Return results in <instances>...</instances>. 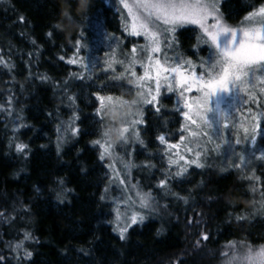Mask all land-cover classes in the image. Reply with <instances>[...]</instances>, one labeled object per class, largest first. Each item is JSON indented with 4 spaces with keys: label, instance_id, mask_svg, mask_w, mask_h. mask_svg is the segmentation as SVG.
Returning a JSON list of instances; mask_svg holds the SVG:
<instances>
[{
    "label": "trees",
    "instance_id": "16d2710c",
    "mask_svg": "<svg viewBox=\"0 0 264 264\" xmlns=\"http://www.w3.org/2000/svg\"><path fill=\"white\" fill-rule=\"evenodd\" d=\"M252 2L224 0L220 11L226 20ZM109 8L106 0H0V264H243L264 251L260 161L252 170L236 158L234 170L222 159L194 169L186 183L161 188V204L144 202L147 222L124 238L112 232V185L95 147L104 121L99 104L76 98L78 68L68 63L94 43L82 34L107 28ZM188 31H178L182 43ZM64 108L78 132L59 148ZM47 118L60 119L55 131H45ZM152 177L155 196L161 178Z\"/></svg>",
    "mask_w": 264,
    "mask_h": 264
},
{
    "label": "rangeland",
    "instance_id": "374dc122",
    "mask_svg": "<svg viewBox=\"0 0 264 264\" xmlns=\"http://www.w3.org/2000/svg\"><path fill=\"white\" fill-rule=\"evenodd\" d=\"M106 2L113 7L107 28L82 34L94 43L81 45L68 63L78 68L70 73L80 84L76 98L100 106L95 147L112 185L109 224L124 238L151 217L144 202L161 204V188L186 183L194 169L219 159L228 170L236 159L251 170L256 161L264 166V3L225 20L224 0ZM186 27L182 43L178 31ZM69 114L64 108L60 117ZM59 120L47 118L45 131ZM75 120L71 114L58 123L59 148L75 139ZM153 175L161 178L155 196L146 182ZM258 204L264 209L263 194ZM242 263L264 264V251Z\"/></svg>",
    "mask_w": 264,
    "mask_h": 264
}]
</instances>
